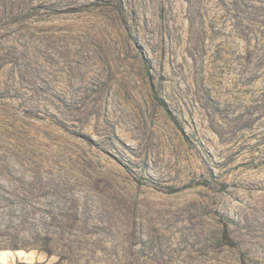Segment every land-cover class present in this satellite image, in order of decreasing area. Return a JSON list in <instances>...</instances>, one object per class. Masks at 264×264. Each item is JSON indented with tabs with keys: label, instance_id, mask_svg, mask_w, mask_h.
<instances>
[{
	"label": "rangeland",
	"instance_id": "1",
	"mask_svg": "<svg viewBox=\"0 0 264 264\" xmlns=\"http://www.w3.org/2000/svg\"><path fill=\"white\" fill-rule=\"evenodd\" d=\"M0 250L264 264V0H0Z\"/></svg>",
	"mask_w": 264,
	"mask_h": 264
},
{
	"label": "crops",
	"instance_id": "2",
	"mask_svg": "<svg viewBox=\"0 0 264 264\" xmlns=\"http://www.w3.org/2000/svg\"><path fill=\"white\" fill-rule=\"evenodd\" d=\"M39 254L35 251L24 250H0V264H15L17 262H36Z\"/></svg>",
	"mask_w": 264,
	"mask_h": 264
},
{
	"label": "bare ground",
	"instance_id": "3",
	"mask_svg": "<svg viewBox=\"0 0 264 264\" xmlns=\"http://www.w3.org/2000/svg\"><path fill=\"white\" fill-rule=\"evenodd\" d=\"M65 180L62 181L60 187L61 189H70L72 187V184L71 182L65 177L64 178ZM118 207L120 208V205L119 204H116V203H112V204H109V208L114 211V212H117L118 210ZM163 209H166V208H163Z\"/></svg>",
	"mask_w": 264,
	"mask_h": 264
}]
</instances>
